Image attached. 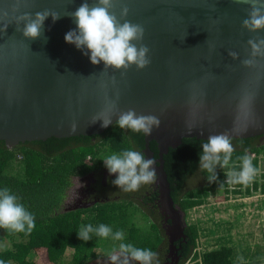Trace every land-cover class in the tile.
Instances as JSON below:
<instances>
[{"label": "water", "instance_id": "1", "mask_svg": "<svg viewBox=\"0 0 264 264\" xmlns=\"http://www.w3.org/2000/svg\"><path fill=\"white\" fill-rule=\"evenodd\" d=\"M84 0H0V140L12 147L20 142L103 133L115 124L119 112L134 109L155 115L161 125L145 135L144 154L154 159L163 208L171 214L166 228L170 251L174 242L186 238L182 211L175 207L164 168V155L184 138L206 139L228 132L231 138L264 135V59L253 67L241 61L249 57L250 38H264V29L251 32L242 27L249 5L235 0H118L112 11L121 19L145 28L141 42L150 49L151 63L144 69L133 65L123 70H104L89 55L65 41L76 28L70 13ZM91 5L94 0H88ZM50 9L39 38L23 35L13 17ZM6 30L2 25L8 23ZM20 29V30H18ZM229 50L239 53L233 59ZM115 76V82L112 77ZM110 101L116 102L112 108ZM112 115V123L92 117ZM76 122L77 128L71 125ZM190 129V130H189ZM158 144L154 158L151 141ZM176 264L179 255L174 258ZM171 264V263H170Z\"/></svg>", "mask_w": 264, "mask_h": 264}, {"label": "trees", "instance_id": "2", "mask_svg": "<svg viewBox=\"0 0 264 264\" xmlns=\"http://www.w3.org/2000/svg\"><path fill=\"white\" fill-rule=\"evenodd\" d=\"M231 141L234 147L232 160L228 169L217 167L216 182L210 183L206 171L200 169L201 145L207 142L206 139L186 137L178 147L170 148L164 155L171 196L186 215L193 207L205 204L208 196L214 192H241L242 189L236 187L241 184L226 182L225 172L240 170L241 161L237 159L240 156L264 155V135L231 138ZM144 148L145 134L121 129L116 124L100 134L51 137L20 142L12 147L0 140V190L9 189L35 217V228L30 234L0 228V240L7 243L0 247V261L3 264H96L99 257L97 250L103 249L114 239L111 235L105 239L92 233V239L85 242L77 232L89 224L94 228L104 224L111 228L112 233H124L121 243L150 249L157 253L154 264H164V254L169 248L161 216L157 208L132 197V194L142 196L146 191L157 197L158 190L154 186L142 185L138 191L129 194L112 184L111 180L116 177H111L106 189L111 192V186L116 188V192H119L117 198L87 209H61L75 176L90 170H101L106 167L103 159L124 150L139 151L145 156ZM150 148L157 159L159 149L155 140L151 141ZM253 165L258 167V159L253 158ZM258 184L259 180L255 178L246 186V193L251 192L250 187L258 190ZM110 203L114 204V208L103 206ZM137 215L141 222L137 221ZM186 223L187 236L178 253L180 259L177 264H189L191 260V264H264L261 249L252 243H232L227 233L217 237L213 247L206 242L203 248H199V239L207 235L216 236L220 226L209 228L207 221L203 220H186ZM233 225V222L227 221L226 230L231 231ZM113 249L116 250L115 247L103 250L111 253ZM69 252L71 257L67 261Z\"/></svg>", "mask_w": 264, "mask_h": 264}, {"label": "clouds", "instance_id": "3", "mask_svg": "<svg viewBox=\"0 0 264 264\" xmlns=\"http://www.w3.org/2000/svg\"><path fill=\"white\" fill-rule=\"evenodd\" d=\"M118 0H94L90 5L88 0H84L78 8L70 13V17L76 24V28L65 34V41L74 44L77 49L83 51L84 55H89L90 61L94 65L104 63V70L109 68L117 71L123 70L121 76H125L127 71L135 65L137 69H144L151 60L149 58L150 49L141 42L144 39L145 28L141 24L132 23L129 20L121 19L129 13V8L124 6L120 17L112 9ZM236 3L249 5L248 17L242 21V27L251 32H257L264 29V0H235ZM22 0H15L13 12H19ZM9 13L6 10H0V16L7 17ZM51 16L53 22L61 18L60 13L45 9L34 14L24 12L13 17L17 26L24 24L22 33L27 38H39L42 34L45 20ZM12 21L4 23L2 30H6ZM20 30V29H18ZM250 46V54L241 63L246 67L256 66L260 61L258 57L264 59V38L255 37L247 41ZM233 59H239V53L229 50L228 53ZM115 76L112 77L115 82ZM111 107H116L115 101H110ZM102 120V127H108L112 123V115L105 116L100 113L92 117L91 123L95 124ZM121 129H130L135 133L150 135L154 128H159L161 120L155 115L137 114L134 109L119 112L118 119L115 121ZM73 131L77 128L76 122L71 125ZM190 130V129H189ZM200 153V169L205 170L207 179L216 182L218 179L217 167L228 169L232 160L234 147L228 132L213 134L208 136L207 142L202 145ZM256 155V154H255ZM260 155V154H259ZM245 154L238 157L241 161L240 170H230L225 172L226 182L229 184H241L236 186L239 189L245 187L247 191L256 175L258 167L253 165V158ZM105 166L110 174H117L111 183L118 186L124 192L138 191L142 185L153 183L156 179V164L154 159H146L145 156L135 150H124L119 154H112L103 159ZM259 180V188H262L264 181ZM250 191H254L250 187ZM0 228L20 233L31 231L35 228V217L27 211L25 207L18 202V197L11 194L9 189L0 190ZM95 233L102 238H108L110 235L114 240L123 241L124 233L116 231L112 233L110 227L101 224L94 228L91 224L82 227L78 232V237L83 241L92 239L91 235ZM157 253L150 249L137 248L130 243H120L118 251L113 250L109 253L108 259L111 264H131V261H137L139 264H154ZM243 260V257L239 258ZM193 262V261H192ZM190 262L189 264H191ZM3 264V261H0Z\"/></svg>", "mask_w": 264, "mask_h": 264}, {"label": "rangeland", "instance_id": "4", "mask_svg": "<svg viewBox=\"0 0 264 264\" xmlns=\"http://www.w3.org/2000/svg\"><path fill=\"white\" fill-rule=\"evenodd\" d=\"M261 179L264 180V173ZM76 184L80 186L81 182L77 181ZM76 184L72 185V187H75ZM111 189L114 195L119 196V192H116V188H112L111 186ZM246 192L245 187L242 188L241 192L231 191L226 193L224 190H220L210 194L205 204L195 206L188 211L186 215L187 221H207L206 225L209 228H218V226H220V232H218L216 236L207 235L199 239V248H203L206 242L213 247L215 239L223 235V233H227L232 243L242 242L245 245H251L252 243L254 247L264 252V192L262 188L254 190L249 194ZM127 193L131 194L134 192ZM103 206L107 209L114 208L113 203ZM137 221L141 222L139 215H137ZM227 221L234 223L231 231L226 230ZM216 223H219V225H215ZM112 241L113 242L105 245L103 249L110 250L111 247H115L116 251H118V246L121 241ZM6 245L7 243L0 240V247ZM103 249L97 250L99 257L96 259V264H111L108 259V250L106 252ZM70 257L71 254L69 252L67 254V261Z\"/></svg>", "mask_w": 264, "mask_h": 264}, {"label": "flooded vegetation", "instance_id": "5", "mask_svg": "<svg viewBox=\"0 0 264 264\" xmlns=\"http://www.w3.org/2000/svg\"><path fill=\"white\" fill-rule=\"evenodd\" d=\"M117 174H110L107 167L102 168L99 171H87L82 175L75 176L73 178V185L77 183V181L81 182L80 186L75 185V187L71 185L69 188L67 195L62 203L61 209L67 211H73L78 209H87L97 205L100 202L110 201L112 199L117 198L118 196L114 195L112 192L107 191L106 187L109 184V180L111 177H116ZM154 186L155 190H158L157 197H153L152 193L150 194L149 191H146V194L142 196L132 194L133 198H137L143 201L145 204L152 206L153 208H157L161 220H162V227L166 234V228L169 227L170 223L172 222L171 214L168 210L164 209L161 202V194L159 192V187L157 184V175L156 179L153 183H150V186ZM175 203V202H174ZM175 207L181 209L176 203ZM182 211V218L186 223V214ZM167 237V246L170 248V240L168 235ZM185 241L184 238H180L174 242V251H170L168 249L164 256L165 260L163 261L164 264H176V254L182 249V242ZM180 256V255H179ZM131 264H139L137 261H131ZM158 264V263H157Z\"/></svg>", "mask_w": 264, "mask_h": 264}, {"label": "built area", "instance_id": "6", "mask_svg": "<svg viewBox=\"0 0 264 264\" xmlns=\"http://www.w3.org/2000/svg\"><path fill=\"white\" fill-rule=\"evenodd\" d=\"M255 156L256 155L254 154L253 157H255ZM257 158L259 160V168H258V174L256 175V178L261 179V177L263 176V173H264V155L260 154L257 156Z\"/></svg>", "mask_w": 264, "mask_h": 264}]
</instances>
